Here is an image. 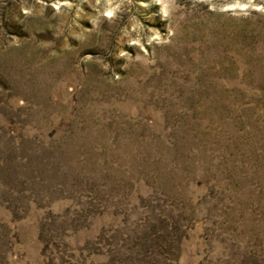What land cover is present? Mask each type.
<instances>
[{"label":"rangeland","instance_id":"rangeland-1","mask_svg":"<svg viewBox=\"0 0 264 264\" xmlns=\"http://www.w3.org/2000/svg\"><path fill=\"white\" fill-rule=\"evenodd\" d=\"M0 264H264V0H0Z\"/></svg>","mask_w":264,"mask_h":264}]
</instances>
